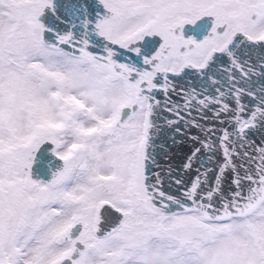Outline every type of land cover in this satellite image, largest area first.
Listing matches in <instances>:
<instances>
[{
	"label": "snow or ice",
	"instance_id": "obj_1",
	"mask_svg": "<svg viewBox=\"0 0 264 264\" xmlns=\"http://www.w3.org/2000/svg\"><path fill=\"white\" fill-rule=\"evenodd\" d=\"M0 264H264V0H0Z\"/></svg>",
	"mask_w": 264,
	"mask_h": 264
}]
</instances>
